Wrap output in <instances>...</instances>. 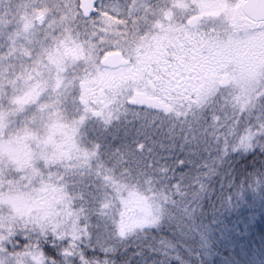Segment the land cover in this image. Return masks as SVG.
Returning a JSON list of instances; mask_svg holds the SVG:
<instances>
[{
  "label": "snow or ice",
  "instance_id": "obj_1",
  "mask_svg": "<svg viewBox=\"0 0 264 264\" xmlns=\"http://www.w3.org/2000/svg\"><path fill=\"white\" fill-rule=\"evenodd\" d=\"M247 153L264 0H0V264H185Z\"/></svg>",
  "mask_w": 264,
  "mask_h": 264
},
{
  "label": "trees",
  "instance_id": "obj_2",
  "mask_svg": "<svg viewBox=\"0 0 264 264\" xmlns=\"http://www.w3.org/2000/svg\"><path fill=\"white\" fill-rule=\"evenodd\" d=\"M228 171L231 182L215 178L203 202L197 223L204 239L188 238L185 264H264V155L238 157Z\"/></svg>",
  "mask_w": 264,
  "mask_h": 264
}]
</instances>
